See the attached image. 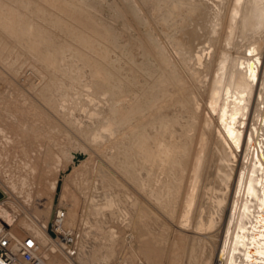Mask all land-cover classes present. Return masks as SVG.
Returning a JSON list of instances; mask_svg holds the SVG:
<instances>
[{
	"label": "bare ground",
	"instance_id": "obj_1",
	"mask_svg": "<svg viewBox=\"0 0 264 264\" xmlns=\"http://www.w3.org/2000/svg\"><path fill=\"white\" fill-rule=\"evenodd\" d=\"M124 1L132 3V6H134V10L133 8L132 10L137 12L138 18L145 22L144 25L149 23L146 17H150L151 21L148 20L153 22V25L160 32V36L183 68L184 76L189 77L198 92L205 91L210 75V63L214 54V45L212 44L216 43L214 42L217 41L215 38H217L220 28H222V16L226 3H228L227 0H139L148 14L146 16L143 13L146 17L137 6L138 2L136 4L134 0ZM229 1V7L226 10L228 13L225 11L224 14V16H227L225 18L226 22L224 21L225 25L224 22L222 23L224 34L221 33L223 37L222 42L220 41V49L225 50V52H238L242 56L231 57L232 65L229 73L222 66V59H219L217 64L218 69L214 74L208 101L205 104L212 116L217 119L219 127L214 126V122L207 111L203 112L204 121L209 126L214 127V135L220 143L216 140V144H219L216 152L219 154L218 156L224 155L221 156V159L218 158L219 160L213 161L210 174L211 179L214 178L215 180L216 178L220 186L222 184V187L213 189V181L205 186L203 189L204 197H208L206 202L209 203L212 211L202 212L201 216L198 217L199 224L197 223L198 225L193 228L194 232L200 234H208L213 231L215 221L222 214V208L227 205L225 198L229 192L228 184L238 164L236 153H241L240 167L237 170L229 207L222 214L224 216L226 213V219L220 244V254H218L220 264H223L226 260L234 226L238 219L239 207L241 202L244 201V184L252 155L255 156V163L259 167H264V123L261 122L264 116V0ZM46 2L47 0H5L0 2V17H3V20L0 19L2 20L0 21V64L15 78L22 73L27 77L29 76V82L25 84V87L34 98L61 120L64 125L66 124L76 132L79 138L88 146L100 151L106 162L131 186H134L169 221H176L178 209L181 205L177 226L181 229L190 230L192 226H190V217L197 199L199 186L197 169L200 165V154L202 153L199 148L195 150L196 172L189 176V184L183 197L184 180L187 172L186 161L182 160V156L186 159L190 155L196 124L202 111V103L198 100L193 85L191 86L193 89L188 86L181 73L182 71L180 72L177 67L178 64L177 66L174 64V58L172 59L170 56L172 54L167 52V48H165L158 35L153 32L154 28L152 29L150 25H147L148 32L152 34V38L156 40L158 47L161 49L159 58L162 65L165 70L170 71L174 83L179 86L178 88L183 90L180 91L184 98L179 97L181 94L176 93L177 90L174 89L170 80L160 71H158L160 73L157 84L165 90L161 92L157 90L155 98L153 97V104L149 100L152 104L150 107H148L150 105L149 97L143 94V91H145L143 90V88L145 89L143 84L145 83L140 79H133L134 86L138 90L136 92L141 94L138 98H132L131 92H133V89H123L117 92L120 89L118 88L115 92L112 91L114 86H119V80H116L115 72L111 69L106 70L107 64L103 60L101 62L105 65L101 67L90 59V56L94 57L95 53L100 51L99 45L93 41L98 38L96 34L100 33L99 30L95 32L92 28L87 29L85 26L75 24L74 20H80L81 22L83 14L73 10L71 6L69 7L66 0L62 5L54 4V7L47 5ZM83 2L85 3L82 4V7L84 5L89 8L93 7H91L92 4L88 0ZM42 6L43 8H41ZM132 6L128 5L127 7L131 8ZM120 7L119 5L116 6L120 11L116 9L117 12L113 13V17L109 14L104 16L107 19L113 18L120 24L125 21L124 27L125 24L127 26V20L124 16L127 13V16L132 19L133 28L134 17L130 12L131 10L127 7H123L124 9ZM85 9L88 10V8ZM69 18H72V20H68ZM62 19H67L71 24H67V21L64 22ZM141 19H138V21H141ZM219 37H221L220 34ZM146 40L148 39L146 38ZM145 47V49H148L147 46ZM158 47L155 49L157 50ZM138 49L139 47L133 49L136 62L142 59ZM223 55L230 59V56L223 52L219 54V58H223ZM249 62L252 63L251 70L248 67ZM133 67L136 68V66ZM129 70L131 78L128 77L129 81L127 82L132 84L133 68L130 67ZM254 71L256 72V80ZM175 74L177 75L175 76ZM31 75L34 76L36 81H33V77L30 78ZM112 79L116 81L113 82ZM148 89L151 91L154 87L150 86ZM111 93L116 95L114 98L118 103H122V111L126 110V114H124L126 116L123 119L120 118L118 109L110 99ZM175 93L179 96L176 97ZM169 96L171 97L170 101L166 105L163 104L164 106L162 105L161 109L158 110L157 108L158 111L155 110L156 115L151 117V121L154 119L155 121L147 124L144 127L143 134L132 143L131 134L126 129L145 113L140 114L138 112L145 110L146 107H148L147 111L155 109L156 105L159 107L157 103ZM231 96L240 102L231 101ZM133 97L135 96L133 95ZM25 99L23 100L25 103H28L26 101L30 103L29 99ZM251 108V119L245 137ZM6 114L8 115V113ZM8 116L10 117V115ZM156 117L162 119L166 126L160 124L162 122H157ZM142 119L138 122H142ZM138 122L136 124H139ZM56 124L54 125L56 126ZM60 127H57L58 130H56L59 131ZM135 127H138V125ZM132 128L134 130L133 126ZM165 128L166 131H164ZM50 129L48 127V132ZM80 147L78 149H81ZM81 151L82 149L79 154L75 153L73 157L77 154V158L82 154ZM70 157H72V154ZM220 166L225 168L223 167L222 170L219 168V170L218 167ZM225 169L229 171L230 175L223 171ZM54 188V183L50 184V189ZM0 193L2 194L0 198L1 208L6 204V193L1 188ZM211 194H214L212 198L209 197ZM105 200L104 207L97 205L94 210L97 208V210L102 209L103 211L105 207L109 209V206L111 208L113 200L109 196H106ZM50 205V200L44 199L41 207L43 223L37 225L36 230L27 222V217H20V221L15 226V216L18 215L8 212L3 216L0 211V233L1 228L4 227L5 230L9 229L8 233L13 237L26 235L32 237L39 244L40 252L47 259V264H76L74 260L78 261L79 264H101L106 262L107 257L101 258V263L100 261L92 263L87 259L83 260L90 227L87 226L85 229L76 228L77 216L74 212H67L62 208L48 212ZM138 208L142 207L138 206ZM55 212L58 216H61V219L56 222V238L53 239L52 235L45 232V228L46 224L53 220ZM204 216L210 217L209 219L206 218V226L202 218ZM141 218L142 221L139 220L141 223H148L149 225L154 223L152 222L154 219H148V214H145V212L142 217L140 216ZM221 220L222 217L217 225ZM85 224L89 225L87 221H85ZM144 227L145 229L148 227V230L146 232L144 230V233L141 230L139 232L142 233L143 238H148L143 240L151 239L154 236L153 231L151 232L152 235L150 234L151 226L145 225ZM73 228L77 230H72ZM62 235L71 237L72 244L66 245L61 242L58 237ZM99 238L104 240L107 246H111V243L117 242L118 232L113 229L104 230L103 234L96 235L95 239L99 240ZM183 239L184 236L178 235L175 242L173 241L174 245L170 255L172 262L170 264H178L179 258L184 255ZM128 240L129 237H127L126 246H130L132 243L131 240ZM194 244L196 253L193 254V258L195 259L200 251L202 257L201 261L196 262L193 260L192 264H208L209 261H206V263L202 261L207 253L206 245L204 244V247L201 248L202 243H199V239H196ZM151 245L153 244L151 243ZM151 249L147 248L144 252L150 254ZM74 250H76V253ZM152 251L156 250L152 249ZM161 251L159 252L161 253ZM247 253H251V250H248ZM75 255L76 257L73 259L72 257ZM148 257L150 258L149 255ZM151 258L155 260L154 257ZM129 262L128 259H125L124 263L129 264Z\"/></svg>",
	"mask_w": 264,
	"mask_h": 264
},
{
	"label": "rangeland",
	"instance_id": "obj_2",
	"mask_svg": "<svg viewBox=\"0 0 264 264\" xmlns=\"http://www.w3.org/2000/svg\"><path fill=\"white\" fill-rule=\"evenodd\" d=\"M1 1L4 2L5 0H0V2ZM64 1L65 0H47L46 3L47 5L54 7V4L62 5ZM66 1L69 4V7L71 6L73 10L79 11L83 14L81 22L80 20H74L75 24L77 23L78 26H85L87 29L92 28L95 32L99 30L100 33L96 34L98 38L94 40L92 38V40L97 45H99L100 51L98 53H95L94 57L90 56V59L95 64L98 63L101 67H104L103 65L107 64L106 70L111 69L115 72V78L116 80H119L118 85L120 87L114 86L115 88L113 87L112 91L115 92L116 90H118V88L120 89L117 92L123 89H133V92H131L132 98H138L141 94L136 92L138 90L134 86L133 79H140L143 83H145H142L145 87V89L143 88V90H145L143 91V94H146V96L149 97L148 101L151 100L153 104L157 92L165 90V88L157 84L159 73L162 72L170 80L174 89L177 90L176 93L181 94L179 96V94L175 93V96L184 98L181 92L183 90H181V88H178L179 86L174 83L173 76H171L170 71L165 70L164 66L162 65L159 58L161 49L158 47L156 40L152 38V34L148 32L149 30L147 28V25H150L152 29L154 28L153 32L158 35L165 48H167V52L172 55L173 53L171 52L164 39L160 36L161 34L156 26L153 25L154 23L150 22L151 19L149 16H147L148 14L147 12H145L146 10L139 2V0L134 1L136 4L138 2L137 6L141 10L142 14L144 13L147 16L146 17L143 14L144 17L147 18V22H149L146 25H144L145 22L142 21L141 18H138V14H136L137 12L133 11L134 6H132V3L130 1L125 2L124 0H88V2L92 4V8L87 7V5H84V7H82V4L85 3L83 2L84 0ZM227 2L228 3H226L224 14L225 11L228 10V4L230 1L227 0ZM117 5L121 6L120 8L122 9H124L123 7H127L128 5L132 6L131 8H127L131 10L130 12L134 17V21H137L136 23L133 21V25H136L135 27L133 26L132 28V19L127 16V13H125L124 16L127 20L126 23L128 27L126 26V24L123 27L125 21L120 24V22L113 20V18L107 19L104 16L105 14H109L113 17V13L117 12ZM41 8H43V6ZM85 8H88V10L90 11ZM226 13H228V11H226ZM224 14L222 16V21L226 22L225 18H227V16L225 15V17ZM1 18L3 20V17H0V19ZM70 19L72 20V18H69L68 20ZM138 19H141V21H138ZM62 21L66 22L67 19H62ZM225 22L223 23L224 25ZM66 23L71 24L68 21ZM222 23L221 26L223 28L224 26L222 25ZM116 28H118V30H116ZM222 28H220V31L218 33V36L219 34L221 36L219 37L220 39L217 36L219 42L218 39L215 38L217 41H214L216 43L212 44L214 45L213 47L215 55L213 54L210 63V75L205 91H197L196 86L190 81L189 77L187 75L184 76L185 72L175 56L170 55L172 59L174 58V64L176 66L178 64L177 67L179 68L180 72L182 71L181 73L183 74L185 81L188 83V86L191 87L193 85L192 87L194 89L192 87L191 88L194 90L198 100L202 103V111L198 118V123L196 124V130L193 137V144L191 147L192 149L190 155L186 159L184 158V156H182V160L186 161L185 163L187 172L186 178L184 180V190L182 194V196L184 197L186 188L189 184V176L196 172L197 164L194 160L195 150L199 148L202 151V153L200 154V165L197 169V177L199 178L198 193L194 209L192 210V214L190 217V226L192 225L190 230L181 229L177 226L179 215L181 213V205L178 209V217L176 221H169L166 216L159 212L156 207H154L146 198H144V196L140 194L134 188V186H131L118 172H116L106 162V160L101 156L100 151H98L96 148L88 146L83 140L79 138L76 132H74L66 124L64 125L61 120L54 116V114H52L42 103L34 98L31 92L25 87V84L29 82V76L27 77V75L22 73L15 78L6 68H4L3 65L0 64V156L2 157V159L0 160V188L6 193V204L0 208L2 215L5 216L8 212H12L15 213V215H18L15 216V226H17L21 218L27 217V222L34 228V230H36L37 225L39 226L43 223V212L41 211V207L44 199H49L51 203L48 212L59 208H62L67 212H74L77 216L76 228L85 229L87 226L90 227V229L88 230L86 241L87 243L85 244L84 248L85 250L83 260L87 259L92 263H98L99 261L101 263L100 259L103 257H107L106 262L101 264H123L125 262V259H128V261H130L129 264H170L172 262V259L170 258L172 247L174 245L176 237L178 235H181L184 236L183 245L185 247V251L184 255L179 258L178 264H192L193 260H195L196 262L201 261V251H197L198 254L195 256V259L193 258V254L196 253L194 244L196 239H199V243H202L201 248L204 247V244L207 248L206 257H204L202 261H205V263L206 261H209L208 264H220V262L218 261V254L226 219V213L224 216H222V214L223 211H227L229 207L231 194L235 186L237 170L240 167L241 153H236L238 164L236 170L234 171V175H232L231 181L228 184L229 192L225 198L227 205L222 208V214L218 217V220L215 221L213 231L211 230L212 232H209L208 234H200L194 232L193 228L194 226L196 227V225L199 224L198 217L201 216L202 212L207 213L209 211H212V208L209 207V203L206 202L208 197H204L205 193L203 189L205 188V186L213 181V189L222 187V184L220 186V183L216 178L214 180V178L211 179L210 177L211 165L213 161H217L218 158L221 159V156L223 157L224 155L218 156L219 154L216 152V149L220 143L214 135V127L209 126L204 121L203 112L207 111L214 122V126L219 127L217 119L212 116L205 102L207 103L208 101L209 91L214 78V74L218 69L217 64L219 62V59H222V66L226 68V72L229 73L230 67L232 65V58L242 56L238 52H235V55L234 51L225 52V50L220 49L223 37L222 35L224 34V28ZM145 37L149 41L146 40ZM145 46H147L148 49H145ZM215 46H217V48H215ZM135 47H139L138 53L142 57L139 62H136V56L133 55V49ZM156 47H158L157 50L155 49ZM105 51H107L108 53H106ZM222 52L229 55L230 59L226 58V56L224 55L222 56L223 58H219V54ZM149 53L150 55H148ZM102 60L105 64L101 62ZM154 65H157L158 67L156 66L155 68ZM133 66H136V68ZM130 67L133 68L132 84L127 82L129 81V78H131V72L129 70ZM133 73H135L134 75L136 78L134 77ZM176 75L177 74H175V76ZM30 78H32L33 81H36L34 76L31 75ZM112 81L115 82L114 79H112ZM173 83L176 85V87ZM130 85H132V87H130ZM155 85H157L159 88ZM150 86L154 87V89H152L151 91H149L148 89V87ZM133 95L135 97H133ZM24 96L25 98H27V100H30V103L29 101H26L28 103H25V101H23L26 100L25 98H23ZM114 97H116V95L111 93L110 99L118 109L120 118L123 119L126 116L124 115L126 114V110L122 111V103H118ZM170 99V96L163 98L157 103L159 104L160 108L156 105L155 109L147 111L148 107L152 105L149 101L150 105L144 108L145 110L142 109L143 111L138 112L140 114L142 112L145 113L142 116L138 117L134 121V123H132L130 127L126 129V131L131 134L132 143L137 137L143 134L144 127L147 124L153 123L155 121V119L151 121V117L155 116L156 111L166 105L167 102L170 101ZM5 112L8 113L10 117ZM251 112L252 108L250 110L247 121L245 137L249 128ZM141 118H143L144 120L142 119V122H138V120L141 121ZM146 119H148V121H146ZM156 121H159V123L162 122L160 124H164L166 126V123L162 119L156 117ZM137 122L139 124H136ZM141 123L144 124L141 125ZM47 124L50 125L48 126ZM54 124H56V126ZM134 124H136L135 126L138 125V127H135ZM46 125L47 127L45 128ZM132 126L134 127V130ZM48 127L53 129L55 133L51 129L49 133ZM57 127H60L59 131L61 133L57 131ZM56 131L58 132V134ZM164 131H166V128L164 129ZM216 140L219 143L218 145L216 144ZM208 144L211 145L209 146ZM79 145H82L83 147H80ZM78 147L82 149V154L77 156L76 158V155L79 154V151L81 150L78 149ZM72 149L74 152L72 151ZM76 150L79 151L77 152ZM70 152H72V157H70ZM75 153L77 154L73 157ZM80 163L82 164L81 166L79 165ZM80 167H82L81 169L83 170H81ZM223 167L224 166H220L218 167V169L220 168L222 170ZM223 171L230 175L228 170L225 169ZM52 183H54V189H50V184ZM213 195L214 194H211L209 197L212 198ZM106 196H109L113 200L112 207L110 208L109 206V209L105 207L103 211L102 209L99 211L97 210V208L96 210H94V207H96L97 205H100V207L105 206ZM138 206H141L142 208H138ZM144 212L145 214H148V219H154L152 221L154 222L153 224L149 225L148 223L144 224L142 222L144 224L143 225L139 221H142V218L140 219V216L142 217V215H144ZM221 217L222 220L217 225ZM202 218L204 221V225L206 226V218L209 219L210 217L204 216ZM85 221H87L89 225H86ZM145 225L152 227H150V234L152 235V231L154 233V236L151 238L152 240L150 238L148 240H143L144 238H148L142 237V233L148 230V227H146L145 229ZM76 228H73L72 230H77ZM155 228L158 233L156 231L154 232ZM109 229H113L118 232L117 242H115L114 244L111 243V246H107L104 240H101L100 238L99 240L95 239L96 235H101L104 233V230ZM140 230L142 231V233H140ZM6 231H9V229ZM127 237H129L128 241L131 240L132 242L130 246H126ZM144 242L150 243L146 244ZM151 243L153 245H151ZM151 246H153L154 248ZM146 247L148 249L152 248L156 251H152L151 249L150 254H148L144 252L147 249ZM156 248H158L159 250ZM160 250H162L161 253L159 252ZM74 252L76 253V250H74ZM148 255L150 256V258L148 257ZM75 257L76 255L72 258L75 259ZM151 257H154L155 260ZM74 261L76 264H79L78 261Z\"/></svg>",
	"mask_w": 264,
	"mask_h": 264
},
{
	"label": "water",
	"instance_id": "obj_3",
	"mask_svg": "<svg viewBox=\"0 0 264 264\" xmlns=\"http://www.w3.org/2000/svg\"><path fill=\"white\" fill-rule=\"evenodd\" d=\"M251 65L249 62V70ZM254 75L256 80L255 71ZM232 96L231 101L240 102ZM261 122L264 123V116ZM243 193L244 201L239 207L238 219L223 264H264V167L255 163L254 155L251 157ZM248 250L251 253H247Z\"/></svg>",
	"mask_w": 264,
	"mask_h": 264
},
{
	"label": "built area",
	"instance_id": "obj_4",
	"mask_svg": "<svg viewBox=\"0 0 264 264\" xmlns=\"http://www.w3.org/2000/svg\"><path fill=\"white\" fill-rule=\"evenodd\" d=\"M61 216L56 212L53 220L46 224L45 232L56 238V222ZM3 229L0 233V264H47V259L41 254L39 244L30 236L13 237ZM61 242L72 244L69 236H59ZM15 247V248H14ZM14 248V249H13ZM69 256V254H68Z\"/></svg>",
	"mask_w": 264,
	"mask_h": 264
}]
</instances>
